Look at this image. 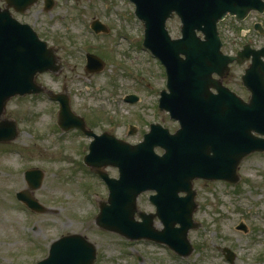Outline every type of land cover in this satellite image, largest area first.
<instances>
[{
    "label": "rangeland",
    "instance_id": "1",
    "mask_svg": "<svg viewBox=\"0 0 264 264\" xmlns=\"http://www.w3.org/2000/svg\"><path fill=\"white\" fill-rule=\"evenodd\" d=\"M53 3L46 9L45 0H39L25 14L15 13L55 46L62 64L57 73L38 74L39 83L54 92L66 90L73 110L99 133L109 124L105 116H113L111 120L118 123L119 114L122 128L114 130L123 136L131 124L137 126L127 138L133 143L151 122L160 120L173 126L167 114L157 108L160 92L166 88L165 74L143 47L144 27L134 14V5L129 0ZM95 19L106 23L110 32L95 33L90 27ZM254 21H261L264 28V14H253L241 23L228 18L223 25L247 30ZM180 26L176 17L169 21L173 37L180 36ZM237 37L240 46L247 42L264 44V34L259 36L254 29L243 40L239 31ZM87 52L103 59L102 72L86 71ZM240 73L241 69H236L229 85L241 89L248 98L250 93L243 87ZM128 93L137 94L141 100L127 104L123 98ZM58 110L59 104L46 94L9 101L5 117L18 122L19 133L9 143L0 142V264H36L45 259L54 241L70 234H83L96 245V264H229L220 249L224 247L236 253V264H264L263 153L241 163V182L236 187L222 181L195 182V221L200 226L189 233L193 252L189 258H179L158 244L129 242L98 227V206L108 199V188L83 163L89 152V137L56 129ZM34 167L44 172L41 186L31 192L44 207L42 213L30 212L17 198V193L28 189L25 172ZM105 169L118 176L117 169ZM139 209L152 210L146 197L140 198ZM241 224L246 231L238 229Z\"/></svg>",
    "mask_w": 264,
    "mask_h": 264
},
{
    "label": "water",
    "instance_id": "2",
    "mask_svg": "<svg viewBox=\"0 0 264 264\" xmlns=\"http://www.w3.org/2000/svg\"><path fill=\"white\" fill-rule=\"evenodd\" d=\"M37 0H7L8 6L24 11ZM136 15L145 28L144 45L152 50L166 66L170 95L161 99L179 108L171 110L182 123V129L172 137L169 154L160 156L156 145H164L159 130L145 136V141L130 145L114 136L98 137L91 145L85 162L98 169L110 190L108 202L101 204L97 218L100 227L120 233L129 239L152 238L168 243L182 255L193 251L188 239L189 230L197 227L193 215L197 208L195 178L239 181L238 169L250 154L264 152V62L259 53L244 75L245 85L252 92L246 102L213 79L218 73L224 77L229 64L237 58L221 52L218 22L227 12L239 19L252 9L264 11L262 0H131ZM53 2L47 3L50 8ZM9 7V8H10ZM0 7V142H9L18 136L17 123L3 118L12 97L40 93L43 87L36 81L37 73L57 71V57L53 48L41 40L34 29L22 24L10 12ZM174 13L182 21V38L172 39L167 20ZM95 30H107L99 20ZM198 32H201L202 39ZM249 51L246 47L244 52ZM252 52V51H250ZM184 55L183 58L181 55ZM243 54V53H242ZM241 60V58H238ZM90 70H101L103 62L89 55ZM211 87L219 94L211 92ZM60 101L59 124L63 129H85L83 118L71 110L66 94L55 95ZM192 108L193 110H187ZM157 131V132H156ZM108 143L103 139H108ZM161 142V143H160ZM158 143V144H157ZM184 148L193 151L184 153ZM118 166L120 179H111L102 170L105 165ZM44 174L34 169L27 172L31 189L41 186ZM146 190H156L153 202L157 214L140 213L136 220L137 198ZM180 192L187 196L180 197ZM31 208L44 211L29 191L19 194ZM159 216L166 229L158 232L153 226ZM180 224V227H176ZM241 229H245L242 224ZM228 257L234 261V255ZM96 247L81 234H71L55 241L50 256L38 264H94Z\"/></svg>",
    "mask_w": 264,
    "mask_h": 264
},
{
    "label": "flooded vegetation",
    "instance_id": "3",
    "mask_svg": "<svg viewBox=\"0 0 264 264\" xmlns=\"http://www.w3.org/2000/svg\"><path fill=\"white\" fill-rule=\"evenodd\" d=\"M249 19H250V17L247 18V20L244 22H247ZM236 22H237V20H236ZM238 23H239V21H238ZM257 23L261 24L262 22L261 21H254L253 25L250 28H247L246 31L250 32L252 29L256 30V24ZM238 31H239V34L242 35L243 38H241V39L243 40L245 38V35L243 34V28H241L239 30L238 26H237V28L236 27H228L227 28L225 26L221 29V35H222V39H223V51L225 54L230 55V56H235L239 52H242V50L246 49V46H247L249 51H253L252 53L244 52V54L241 58L242 63H234L231 65V69H230L228 75L225 77L224 83L229 88H231L232 90H234V89L229 85L230 84V78L232 77V75H234V72L236 71V69H239V68L241 69V73H240V79H241L242 76L244 75L245 70L247 69V67L250 64L251 57H253L255 52L260 51V52H262V54H264V44L259 45L257 43L247 42L246 44H243L240 46V43L237 42L238 41V37H237ZM226 32L229 33L228 34L229 36H227V37H226ZM258 35L261 36L259 33H258ZM233 44H235L236 46H234ZM249 57H250V59H248ZM214 76L216 78H219L218 75H214ZM166 79H167V75H166ZM235 92H237L241 96L245 97L244 93L241 91V89L236 88ZM124 101H125V97H124ZM92 128H94V127H92Z\"/></svg>",
    "mask_w": 264,
    "mask_h": 264
}]
</instances>
